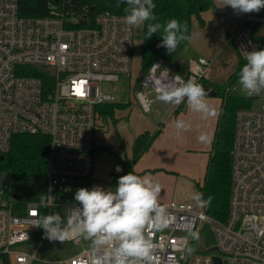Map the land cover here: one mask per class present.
I'll use <instances>...</instances> for the list:
<instances>
[{"label":"built area","instance_id":"obj_1","mask_svg":"<svg viewBox=\"0 0 264 264\" xmlns=\"http://www.w3.org/2000/svg\"><path fill=\"white\" fill-rule=\"evenodd\" d=\"M47 10L46 16H23L20 0H0V156L11 150L17 135L50 139L41 201L23 203L18 182L0 172V179L6 177L0 183V264H88V247L81 240L68 242L82 250L52 262L37 257L42 242L34 252L30 244L41 231L32 223L43 215L42 208H63L65 215L76 204L69 198L71 188L92 177L95 134L106 128L101 109L118 103L115 93L124 77L135 90L132 101L149 114L156 103L153 80L168 75L162 80L167 84L179 75L201 84L210 66L204 57L190 60L183 76L160 59L134 79L139 34L124 23V15L104 11L91 17L87 6L75 10L74 0H52ZM260 24L264 9L247 15L231 35L244 63V51L264 49L263 35L254 32ZM246 99L249 105L235 115L227 220L188 202H171L164 207L165 226L149 228L157 245L155 264H216L215 258L221 264H264V93ZM193 231L199 239L190 236ZM209 232L214 242H207ZM196 241L197 249L188 254Z\"/></svg>","mask_w":264,"mask_h":264},{"label":"clouds","instance_id":"obj_2","mask_svg":"<svg viewBox=\"0 0 264 264\" xmlns=\"http://www.w3.org/2000/svg\"><path fill=\"white\" fill-rule=\"evenodd\" d=\"M120 3L126 5L124 23L129 28L143 29L146 25L145 40L161 32L162 41L157 47L166 48L169 55L182 44L192 41L186 23L175 18L163 23L158 20L153 0H119L117 7ZM222 3L223 7H231L237 14L258 13L264 9V0H222ZM243 53L246 63L238 75L240 91L249 97L264 93V49ZM164 79L153 80L157 101L177 106L186 101L188 109L204 119L217 115L216 109L208 102V91L194 79L183 81L176 75L167 84L162 83ZM190 127L183 119L175 121L177 135ZM198 139L202 143L211 141L207 132H202ZM161 192L162 185L154 177L131 171L118 178L114 190L99 185L91 189L78 188L74 194L76 204L68 208L64 216L59 212L37 215L32 227L42 228L49 241L63 244L86 241L88 264H155L157 245L149 228L159 230L166 224L167 213L159 203ZM191 199L197 207L207 208L213 197L205 200L203 194L197 192ZM190 236L199 239L196 231ZM193 251L191 247L186 249L188 254Z\"/></svg>","mask_w":264,"mask_h":264},{"label":"rangeland","instance_id":"obj_3","mask_svg":"<svg viewBox=\"0 0 264 264\" xmlns=\"http://www.w3.org/2000/svg\"><path fill=\"white\" fill-rule=\"evenodd\" d=\"M217 3H215L214 8L206 10L201 15L204 21L203 26L199 22L193 23L192 41L181 51L179 60L176 59L168 65L174 73L185 76L188 64L186 65L184 61H189V56L196 58V60L202 56L210 62L206 72V78L210 82L219 85L223 89L230 87L238 95L247 97L240 91L239 74L233 80L230 79L235 73L240 59L233 43L229 44L228 42V30L234 27L231 31L232 35L240 26L245 24L247 15L252 13L237 14L231 7H223L222 2H220L222 3L221 8ZM209 15L212 16L209 17ZM216 15L217 17H215ZM248 26L249 24L246 23V27ZM137 31L140 35V28H137ZM254 32L255 34H261V32L264 34V25H258ZM225 40L228 44H225ZM193 42L194 45H192ZM142 73V42L138 37L134 46L131 75L134 79H138ZM230 80L232 81L230 82ZM119 86L121 89L115 93V99L118 102L117 104H126V107L115 108L114 116H108L106 121L108 127L104 130H98L95 134L97 151L94 154L93 182L88 179L81 180V187L91 189L93 186L99 185L106 190L111 188L110 182L113 173L122 171V162L134 161L132 137L136 128L144 127L148 122L158 125L156 112L158 114L164 113L165 118L171 110L169 109L171 105L156 100L154 110L144 116L139 113L138 107L132 101L135 90L128 86L126 78L122 77ZM207 99L209 104L216 109V116L204 119L200 114L190 111L187 104L185 109L176 113L177 106L173 105L176 108L173 111L172 124L160 133L157 137H161L160 141L157 144H152L148 150L147 162L141 159L133 165L134 174L140 176L151 175L162 185L159 199L162 207H168L171 202H188L195 205L191 199L192 194L202 193L200 187L205 182L223 102L222 98L217 95H209ZM177 119L185 120L191 127L177 135L175 130ZM161 127L163 128L164 125ZM150 131L155 132L157 130ZM202 132H207L210 135V143L199 141L198 137ZM148 168H152L151 171H146ZM59 213L64 216V209H60ZM81 241L85 247H88L86 241ZM39 242H42V244L37 250ZM30 246L31 252L37 250V257L40 260L48 262L68 258L82 250V247L77 246L74 242L67 241L63 244L58 241H49L45 236L39 240H32ZM197 246L198 241L194 245V250L197 249ZM33 264L47 263L35 261Z\"/></svg>","mask_w":264,"mask_h":264},{"label":"trees","instance_id":"obj_4","mask_svg":"<svg viewBox=\"0 0 264 264\" xmlns=\"http://www.w3.org/2000/svg\"><path fill=\"white\" fill-rule=\"evenodd\" d=\"M52 0H20V14L23 16H46L48 14V4ZM216 0H153L156 5L154 14L163 23L170 19H177L181 23H186L188 34L191 35L193 19L197 18L203 26L204 21L201 13L215 7ZM119 0H74V9L77 10L87 6L90 16L95 17L104 11H111L115 14L125 15L123 9L126 6ZM263 10V9H261ZM145 28L140 29L139 38L142 42V71L146 73L157 60H164L170 64L179 57L181 51L189 44H182L177 51L171 55L166 48L157 47L161 43V32L156 33L150 39L145 40ZM245 63L239 60L235 73L230 79L239 74ZM230 80V82L232 81ZM201 85L213 88L217 96L222 98V107L219 117L218 130L213 144V152L207 167L205 182L200 190L206 200L213 197L211 205L205 208L206 213L220 221L228 218L229 204L232 189V149L234 140L235 115L238 108L248 106L247 97L238 95L235 91H228L215 85L207 78L203 79ZM186 101L181 103L175 110L176 113L185 109ZM126 104H113L101 109L102 116H114L115 108H125ZM162 132V127L155 132L146 131L138 135L133 143V162H122V171L113 173L110 182L111 188H115L118 178L129 172H133V165L150 149L157 137ZM50 139L44 135L20 134L14 137L11 150L0 161V172L5 173L9 178L18 182V192L23 203L41 201L47 190V169L46 160ZM72 199V195L69 196ZM74 198V197H73ZM43 215L59 212V209L43 207ZM35 239L44 237V230Z\"/></svg>","mask_w":264,"mask_h":264},{"label":"crops","instance_id":"obj_5","mask_svg":"<svg viewBox=\"0 0 264 264\" xmlns=\"http://www.w3.org/2000/svg\"><path fill=\"white\" fill-rule=\"evenodd\" d=\"M218 2V3H217ZM220 2H222V0H216V2L215 3H217L218 4V6L221 8V6H222V3H220ZM261 11V10H260ZM204 13V12H203ZM203 13H201V15L203 14ZM212 15H209V17H211ZM215 17H217V15L215 16ZM194 22H199V20L197 19V18H194L193 19V23ZM261 25V24H260ZM264 25V24H263ZM257 28V27H256ZM234 29V27L233 28H231L230 30H228V35H229V39H228V42H229V44H232L233 43V41H231V31ZM261 35H263V37H264V34H262V32H261ZM227 40V39H226ZM225 40V44H228V42ZM192 45H194V42L192 43ZM233 46H234V48H235V50H236V52H237V49H236V47H235V45H234V43H233ZM238 53V52H237ZM202 57V56H201ZM239 57V56H238ZM188 59H189V61L190 60H196V58H194V57H191V56H189L188 57ZM177 60H179V57L177 58ZM189 61H184L185 62V64L187 65L188 64V62ZM169 105H171L170 106V108L169 109H171L170 110V112H168V115L164 118V113H162V114H158L157 112H156V109H155V112H156V115H157V119H158V121H159V124L157 125L156 123H150V122H148L144 127L143 126H140V127H137L136 128V131L133 133V137H132V140H133V143H134V140H135V138L138 136V135H140V134H142V133H144V132H146V131H150V130H158V129H160L161 128V126L162 125H164V127L162 128V131H165L167 128H168V126H170V124H172V121H173V116H174V113H173V111L175 110V106H173V104H169ZM138 109V111H139V113L140 114H142V115H146V114H143L141 111H140V109L139 108H137ZM167 109H168V107L165 109L166 111H167ZM177 109V108H176ZM165 111V112H166ZM107 119H108V116L107 117H104L103 116V122H104V124H105V127H108V124H107ZM162 119H164V120H162ZM151 132V131H150ZM131 138V137H130ZM160 138L161 137H159V138H157L156 140H155V142L153 143V144H157L159 141H160ZM97 151V147H95V151H94V154H95V152ZM148 156H149V152L147 151L142 157H141V159H144L145 161L144 162H147V160H148ZM140 159V160H141ZM95 169V168H94ZM151 169L152 168H148V170H146V171H151ZM133 173H134V168H133ZM112 179H113V177H112ZM89 181H92L93 182V174H92V177L91 178H89L88 179ZM91 182V183H92ZM78 188H81V184H80V182H77L71 189H73V195L72 194H70V195H72V201H74V203H76L75 202V200H74V194H75V189L77 190ZM163 205V204H162Z\"/></svg>","mask_w":264,"mask_h":264},{"label":"water","instance_id":"obj_6","mask_svg":"<svg viewBox=\"0 0 264 264\" xmlns=\"http://www.w3.org/2000/svg\"><path fill=\"white\" fill-rule=\"evenodd\" d=\"M206 91H208V94L211 95V96H216L217 95V92L213 88H207ZM4 158H5V156L1 155L0 156V161H3ZM5 179H6V177L3 175L1 177V179H0V183H3L5 181ZM16 198L19 199L20 197L16 196ZM207 242L208 243L214 242V237H213V234L211 232H209V234L207 236ZM215 262H216V264H221V261H220L219 258H215Z\"/></svg>","mask_w":264,"mask_h":264}]
</instances>
